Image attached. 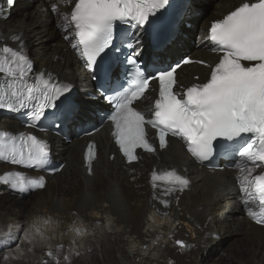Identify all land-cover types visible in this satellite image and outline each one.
Segmentation results:
<instances>
[{
	"label": "snow or ice",
	"instance_id": "snow-or-ice-1",
	"mask_svg": "<svg viewBox=\"0 0 264 264\" xmlns=\"http://www.w3.org/2000/svg\"><path fill=\"white\" fill-rule=\"evenodd\" d=\"M15 2L0 0V13L3 5L13 7ZM61 4L70 7L62 11ZM49 7L62 39L91 73L95 92L77 96L71 79L36 70L22 31L0 37V110L21 117L24 127L31 130L0 128V164L34 173L26 177L21 171H4L0 186L20 197L45 190L47 180L38 174H55L63 166L52 164L51 141L39 133L76 126L92 103L90 95H95L107 108L99 116V126L86 134L94 135L105 123L110 124L114 145L130 171H135L143 153L157 155L174 140L203 167L214 168V158L228 157L236 172L237 199L247 217L264 229V0H238L222 18L210 22L202 43L214 54L213 60L185 55L167 66L145 59V38L170 33V0H51ZM118 23L129 29L125 39L117 33ZM191 64L208 71L186 84L179 79L178 70ZM150 66L154 70L149 71ZM149 100L145 110L141 105ZM96 159V145L89 143L84 155L88 176L95 174ZM186 171L154 167L149 173L152 214L148 228H154L157 220L167 221L171 225L168 239L175 237L183 223L175 213L191 187ZM52 222L51 217L43 220L45 225ZM104 226L112 231L110 217ZM69 231L79 237L88 234L83 224ZM47 239L50 237L33 224L23 235L24 243L31 247L22 248L17 242L15 255L4 254L10 251L7 246H2L0 255L4 261H23ZM162 239L157 235L151 247L158 248ZM74 244L70 243L67 255H61L64 244L43 252L42 264H73V258L82 255L72 250ZM173 246L177 252L189 247L183 239H174ZM135 247L130 245V252L135 254ZM150 254V246L143 244L141 257ZM168 264H176V260L169 258Z\"/></svg>",
	"mask_w": 264,
	"mask_h": 264
},
{
	"label": "bare ground",
	"instance_id": "bare-ground-1",
	"mask_svg": "<svg viewBox=\"0 0 264 264\" xmlns=\"http://www.w3.org/2000/svg\"><path fill=\"white\" fill-rule=\"evenodd\" d=\"M21 1L19 16H11L6 22L0 21V37L22 31L28 43L26 50L38 65V70L51 71L61 80L65 77L71 79L81 95L85 91H91L94 84L90 76L81 69L82 63L73 54L71 47L62 39L49 5L45 4V0H34L33 4ZM236 2L238 0H216L211 13L208 7L204 15L194 13V26L190 33L197 32L200 39L195 45L187 42L184 44L194 58L209 61L214 59V54L203 46L204 30L213 19L222 18L232 10ZM60 7L62 11H67L69 6L61 4ZM14 10L16 5L13 12ZM179 71V79L187 84L193 82L194 76L203 77L208 69L193 65ZM149 103L150 100L145 101L141 106L146 110ZM14 123L0 118V124H4L7 130L13 129ZM110 132V124H105L94 135L77 137L70 144L49 135L54 158L64 163L62 171L48 177L46 189L31 194L30 196L35 197L30 202L7 194V191L0 188V229L9 226L5 231H9L12 234L9 237H12L34 222H38L36 227L39 224L42 226L43 220L51 217L53 222L44 224L45 227L51 226L57 237H50V250L55 251L58 244H64L66 250L61 255H67L70 243L75 241L72 250L82 253L80 257L73 258L75 264L83 255L89 253L86 246L81 248L83 239L95 237L97 230L104 225V219L106 221L110 217L117 231L108 235V245H103L104 264H111L109 255L118 251L121 245L129 248L130 245H136L135 254L119 248L120 259L114 264H137L138 259V264H145L144 261L148 258L140 255L143 244L150 246L152 255L156 257L155 264H168L169 258L175 259L176 264H206L204 255H213L211 252L214 253L219 247L216 243L218 239L238 235L243 239L236 240L237 251H228L227 258L233 264H264V229L247 217L237 199V188L234 186L236 172H209L206 168L190 162L181 143L175 140L168 149L157 155L145 156L132 172L129 170L130 166H126L118 155ZM93 142L97 150V159L93 161L95 174L88 176L84 155L89 143ZM113 156L115 159L111 158ZM154 167H175L181 171L187 169L184 174L191 180L190 190L182 196L181 206L175 213L183 223L178 226L180 230L173 239H168L171 225L167 221L161 223L157 220L154 228H148L151 223L148 218L152 214L148 177ZM9 170L0 165V173ZM82 224L87 226V235L79 237L74 231H69L71 227H80ZM20 225L22 226L18 231ZM157 235L163 236V239L158 248H152V241ZM174 239H183L189 247L177 252L173 246ZM2 246L6 245H0V250H3ZM13 246L14 244H10L9 247ZM41 251L43 256V252L48 250ZM5 262L0 257V264H27L16 260ZM215 263L224 264L217 261ZM93 264L103 263L95 260Z\"/></svg>",
	"mask_w": 264,
	"mask_h": 264
},
{
	"label": "rangeland",
	"instance_id": "rangeland-1",
	"mask_svg": "<svg viewBox=\"0 0 264 264\" xmlns=\"http://www.w3.org/2000/svg\"><path fill=\"white\" fill-rule=\"evenodd\" d=\"M215 1L216 0H205V1L201 2L200 5L204 9H206L207 7H209V12L211 13L212 12V9H213V6H214L213 3ZM193 6H196V4H194ZM206 10H205V12H206ZM20 12H21V7L20 8L18 7L16 9V13L14 14V16H16L17 14L19 16L20 15ZM189 21L192 22L191 20H189ZM195 33H197V32H195ZM195 35H198V34H195ZM50 36H51V34H50ZM34 197L35 196L33 195V196H29L27 198H21V199H23L24 201L30 202V200H32ZM36 223H38V222H34L33 224H36ZM107 223H108V220L106 218V221L104 219V225H107ZM43 225H44V223H42V226H40V224H39L40 227L38 226V228L41 230V232H43L46 237H51V238L56 239L57 237L55 236V233L52 232L53 230H52L51 226L50 227L49 226H46L45 227V225L44 226ZM47 225H49V224H47ZM104 225L101 228H99V230H97V233H96V236L95 237H92V238H84L83 239L84 240L83 244L85 242L86 243L84 245L82 244L81 245V248H84L82 246H86L87 247L86 248L87 249L86 251H89V253H87L86 255H83L82 256L83 258L81 257L82 261L80 259L75 264H93L95 262V260H98V261H100L101 263L104 264L103 245L104 246L106 244L108 245V241H109L108 235H111V234H113V233H115L117 231V228H115V225H114L113 220H112V231L111 232H109L108 229H107V227H105ZM11 226H13V225H11ZM8 228H9V226L0 229V235H1V232L3 230H7ZM12 228L14 229L15 226H13ZM29 228H30V225H29V227L26 230H29ZM26 230H24L23 232L20 231L19 234H17L16 236L6 237V239H9L10 238V240L16 241V243H14V246L12 248H10V251H5L4 254L15 255V253H16V247H15V245L17 244V242L20 243V246L22 248L31 247V245H26L24 243V241H23V235H24V232ZM6 234H9V231H6ZM18 237H19V240L17 239ZM237 239H243V238L238 235V236L224 237L223 240L222 239H218V241L216 243L219 244V247L216 248V250L214 251V253L211 252L213 255H209V254L207 256L204 255V262L206 264H214L217 261V262H224V264H233V262L231 261V259L230 258H227V256H228V251H233V252H236L237 251L236 248H235V246H236L235 244H237V241H236ZM37 240H39V237H37ZM232 245H234V246H232ZM51 248H52L51 239H47V240L41 241L35 247L34 252L33 253H28L23 261L25 263H27V264H29L30 262H31V264H33V263L34 264H38V262H41V260H43V256H42V253H41L42 252L41 249L42 250H44V249L50 250ZM119 248H123V249H125L127 251H130L129 250V247H126V246H122L121 245ZM119 248L117 249L118 251H119ZM74 250H76V249H74ZM118 251L114 252L112 255L111 254L109 255V261H110L111 264H114V262L116 260L120 259V252H118ZM0 257L3 260V256L0 255ZM145 258H148V259H146L144 261L145 264H147V263L148 264H155L154 262H155L156 257L154 258V256L152 254L145 256ZM33 260H35V261H33ZM139 262H140V260L138 259L136 263L138 264ZM8 263H9V261H8ZM41 264H42V262H41Z\"/></svg>",
	"mask_w": 264,
	"mask_h": 264
}]
</instances>
